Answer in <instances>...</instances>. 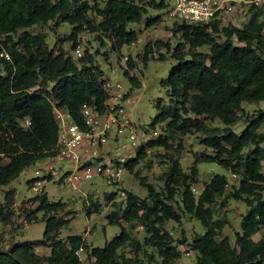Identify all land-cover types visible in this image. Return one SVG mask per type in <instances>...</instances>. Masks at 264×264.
I'll use <instances>...</instances> for the list:
<instances>
[{"label": "trees", "instance_id": "obj_1", "mask_svg": "<svg viewBox=\"0 0 264 264\" xmlns=\"http://www.w3.org/2000/svg\"><path fill=\"white\" fill-rule=\"evenodd\" d=\"M148 8L162 10L164 0H0V45L11 58H0V187L10 184L31 165L55 155L58 127L50 101L80 123L81 106L101 109L105 98L103 73L93 55L85 50L81 58L72 59L61 49H49L47 35L32 29L54 21L67 24L70 33L63 40L72 41V49L77 34L88 32L107 39L114 53L137 40L136 32L127 28L129 24L141 23L145 17V26L151 27L160 20L159 15L148 17ZM258 18L251 9L242 28L223 26L216 20L209 25L174 21L171 31L180 35L186 48L177 43L173 50L176 64L162 82L169 103L156 101V115L150 124L165 126L156 139L140 146L125 168L133 172L149 149H170L174 141L180 147L181 137L190 134L203 135L199 143L210 152L200 153L188 172L170 158L160 190L140 178L146 190L143 199L124 192V207L115 204L107 215L119 234L104 247L87 246L77 234L65 240L59 238L69 222L58 216L65 203L49 201L44 192L36 195L37 211L45 224L43 239L0 249V264H82L78 254L81 249L91 264H135L121 252L128 246L140 249L123 222L144 227L148 236L142 244L153 250L147 253L149 260H155V251L161 258L158 264H170L166 258L174 250L173 239L164 224L179 222L174 204L205 230L204 234H194L189 244L196 264H264V110L247 116L240 132L232 129L241 117L237 114L243 103L264 101V21ZM154 45L158 50L162 47L160 41ZM203 47L207 48L205 52L199 50ZM147 57L148 51L143 60ZM104 60L108 61V55ZM128 66L133 69L132 61ZM124 76L132 86L140 87L135 77L128 73ZM215 121L222 127L212 126ZM200 163L218 165L237 177V183L230 184L225 175L213 173L201 181ZM115 195L105 193L104 199L112 201ZM219 199L223 208L226 199L243 202L247 207L232 244L227 236L217 239L228 225L226 218L214 217ZM13 204L14 196L8 191L0 209L11 210ZM93 209H98L97 203ZM5 219L6 215L0 222ZM260 230L262 237L254 240ZM43 242L50 252L39 256L35 249Z\"/></svg>", "mask_w": 264, "mask_h": 264}, {"label": "rangeland", "instance_id": "obj_2", "mask_svg": "<svg viewBox=\"0 0 264 264\" xmlns=\"http://www.w3.org/2000/svg\"><path fill=\"white\" fill-rule=\"evenodd\" d=\"M165 8L162 10H153L148 8L147 16L152 18L159 15L160 20L151 27L145 26V17L141 23H131L128 25L129 30H133L137 34V40L134 46L124 45L120 51L112 52L110 50L107 39L99 38V34H91L83 32L77 34V41H81L82 47L93 55L98 63L99 69L104 73V76L111 77L110 65L116 62L118 54L129 55L133 63L132 72L137 80L140 81V87H134L130 83L128 77L123 73H118L112 76L114 80H121L129 95L133 97V103L127 108L132 122L135 124L137 131L146 133V140L156 139L161 133L165 124L155 125L151 127V121L156 115L155 103L161 100L163 105L169 103L166 96V90L162 86V82L168 77V73L176 61L172 57L173 50L177 43L186 48L179 34L174 35L171 31L174 19L169 16V5L164 0ZM256 11V10H255ZM259 21H264V5L261 10L257 11ZM251 9L244 14L233 16L223 26H234L242 28L249 20ZM41 30L47 35L46 42L49 49L53 47L55 51L62 50L66 56L75 58L73 49L71 48L72 41H65L70 33V26L67 24L49 22L42 27H34L32 31ZM87 38V40H86ZM160 41L162 47L158 50L154 45ZM200 51L205 52L206 47L200 48ZM148 51V57L144 61L143 56ZM108 55V61L104 58ZM163 58L159 59V56ZM264 110V101L260 103H243L241 110L237 116H240L237 123L232 127L236 132L244 127L243 124L247 116H254L258 111ZM212 126H220L218 121L212 123ZM155 132V135H154ZM157 135V136H156ZM201 134H190L182 136L180 139L181 146H178V141L171 143L170 149L152 148L147 151L144 161L137 166L133 172L125 171L122 180L118 184L107 183L105 179L96 177L82 185L80 192L72 191L59 181H47L44 186V193L49 201L65 203V208L59 217L68 219L66 226L59 234V238L65 240L68 235L77 234L84 238L87 246L104 247L110 242L113 237L119 234V228L115 225H110L107 215L114 210L115 204H122L124 207V199L120 198L119 191L123 190L137 195L143 199L146 195V190L141 185L140 178H144L145 182L153 185L157 190L163 187L164 173L170 167V158L176 159L183 171H189L194 165V161L202 152H210V149L205 148L199 143ZM115 146V144H113ZM264 146V144H263ZM45 160L31 165L25 169L17 179L10 184L0 187V206L5 202L6 192H11L14 196V204L11 210L5 208L0 209V220L6 215L5 221L0 222V249H7L15 243H32L43 239L45 224L41 220L42 214L37 211L38 203L34 201V194L30 190V182L35 178V171L40 170ZM55 167L69 169L68 163H54ZM199 177L202 180H207L210 175L221 174L225 175L230 184L237 183V177L232 173L226 172L218 165L213 163H200L198 165ZM264 171V161H263ZM135 173H138L136 175ZM105 193H115L116 197L112 201L104 199ZM228 202V203H227ZM98 204V209H93V204ZM221 199L216 202L214 217L226 218L228 225L217 235V239L227 236L231 244L234 242L236 231H240L241 215L246 212V205L243 202L226 199L227 206L220 207ZM180 215L179 222L167 221L164 224L165 230L173 239L174 250L167 256L166 260L170 264H196V255L190 251L189 244L194 234H204V228L201 223L193 217L183 213L177 204H174ZM6 213V214H5ZM135 241H138L140 249L136 251L134 248L125 247L121 252L130 258L135 264H158L161 258L153 252L154 261L149 260L148 254L152 252V248L142 244L143 238L148 234L144 227L140 224L121 223ZM263 235V230L253 236L254 240H259ZM179 241H185L180 244ZM144 247L145 251L141 248ZM39 256H46L50 252L48 244L44 243L35 249ZM79 257L82 264H91L86 257V252L81 249Z\"/></svg>", "mask_w": 264, "mask_h": 264}, {"label": "built area", "instance_id": "obj_3", "mask_svg": "<svg viewBox=\"0 0 264 264\" xmlns=\"http://www.w3.org/2000/svg\"><path fill=\"white\" fill-rule=\"evenodd\" d=\"M166 1L169 16L175 21L201 25H209L215 20L221 25L237 14H244L249 7L257 12L264 5V0ZM81 41H77L73 49L76 59L84 54ZM0 58L11 61L10 55L1 45ZM129 61V55L118 54L116 62L109 68L111 77L106 78L102 72L101 88L105 93L102 108L83 104L79 112L80 123L68 111L50 101L58 127L55 155L46 159L43 167L35 171L36 176L30 182V190L34 194H42L43 184L53 180L78 192L83 183L96 177L113 184L122 180L125 165L136 157L140 146L147 141L146 133L137 131L127 111L134 98L129 95L121 80L112 79V76L120 72L135 77L128 66ZM55 162L68 163L70 168L55 167ZM119 195L124 198V191L120 190Z\"/></svg>", "mask_w": 264, "mask_h": 264}]
</instances>
